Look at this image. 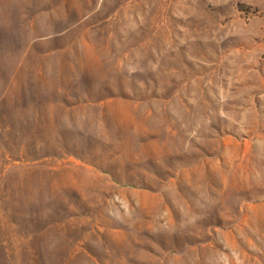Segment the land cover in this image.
Wrapping results in <instances>:
<instances>
[{
    "label": "rangeland",
    "instance_id": "rangeland-1",
    "mask_svg": "<svg viewBox=\"0 0 264 264\" xmlns=\"http://www.w3.org/2000/svg\"><path fill=\"white\" fill-rule=\"evenodd\" d=\"M0 264H264V0H0Z\"/></svg>",
    "mask_w": 264,
    "mask_h": 264
}]
</instances>
